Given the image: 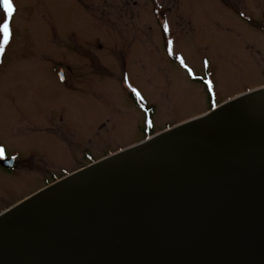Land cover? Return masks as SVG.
Wrapping results in <instances>:
<instances>
[{
	"label": "rangeland",
	"instance_id": "1",
	"mask_svg": "<svg viewBox=\"0 0 264 264\" xmlns=\"http://www.w3.org/2000/svg\"><path fill=\"white\" fill-rule=\"evenodd\" d=\"M13 1L0 146L16 164L0 166V215L264 88V0Z\"/></svg>",
	"mask_w": 264,
	"mask_h": 264
},
{
	"label": "water",
	"instance_id": "2",
	"mask_svg": "<svg viewBox=\"0 0 264 264\" xmlns=\"http://www.w3.org/2000/svg\"><path fill=\"white\" fill-rule=\"evenodd\" d=\"M0 264H264V88L5 211Z\"/></svg>",
	"mask_w": 264,
	"mask_h": 264
},
{
	"label": "snow or ice",
	"instance_id": "3",
	"mask_svg": "<svg viewBox=\"0 0 264 264\" xmlns=\"http://www.w3.org/2000/svg\"><path fill=\"white\" fill-rule=\"evenodd\" d=\"M0 8L3 11V19L0 20V54H3L6 46L10 43L12 38V28L11 21L15 12V7L13 4V0H0ZM165 31H167V26H165ZM171 41H169V44ZM181 64L187 69L189 74L192 73V69L187 68V65L184 64L183 58H180ZM209 91H211V81L208 82ZM135 92V89H133ZM139 95V93H137ZM3 148L0 147V156L3 155Z\"/></svg>",
	"mask_w": 264,
	"mask_h": 264
},
{
	"label": "bare ground",
	"instance_id": "4",
	"mask_svg": "<svg viewBox=\"0 0 264 264\" xmlns=\"http://www.w3.org/2000/svg\"><path fill=\"white\" fill-rule=\"evenodd\" d=\"M218 108V107H217ZM150 139V138H149ZM147 140V139H146ZM146 140H144V141H146ZM143 141V142H144ZM143 142H141V143H143ZM140 144V143H139ZM131 148V147H130ZM126 150V149H125ZM124 151V150H123ZM119 153V152H118ZM115 154H117V153H115ZM114 155V154H113ZM112 156V155H111ZM108 157H110V156H108ZM108 157H106V158H108ZM106 158H104V159H106ZM99 162V161H98ZM87 167H89V166H87ZM87 167H84V168H87ZM84 168H82V169H84ZM81 169V170H82ZM80 171V170H79ZM78 172V171H77ZM76 173V172H75ZM74 174V173H73ZM72 175V174H71ZM70 176V175H69ZM68 177V176H67ZM66 178V177H65ZM45 189V188H44Z\"/></svg>",
	"mask_w": 264,
	"mask_h": 264
},
{
	"label": "flooded vegetation",
	"instance_id": "5",
	"mask_svg": "<svg viewBox=\"0 0 264 264\" xmlns=\"http://www.w3.org/2000/svg\"><path fill=\"white\" fill-rule=\"evenodd\" d=\"M13 4H14V1H13ZM15 7V6H14ZM0 12L2 13V17H3V11H2V8H0ZM12 27V26H11ZM1 147V146H0ZM3 148V147H2ZM4 154L6 155V157H8L7 156V152H4Z\"/></svg>",
	"mask_w": 264,
	"mask_h": 264
}]
</instances>
